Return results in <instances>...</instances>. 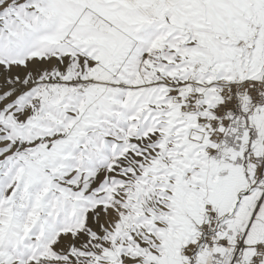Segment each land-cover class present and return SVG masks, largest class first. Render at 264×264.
<instances>
[{
    "label": "snow or ice",
    "instance_id": "snow-or-ice-1",
    "mask_svg": "<svg viewBox=\"0 0 264 264\" xmlns=\"http://www.w3.org/2000/svg\"><path fill=\"white\" fill-rule=\"evenodd\" d=\"M0 264H264V0H0Z\"/></svg>",
    "mask_w": 264,
    "mask_h": 264
}]
</instances>
